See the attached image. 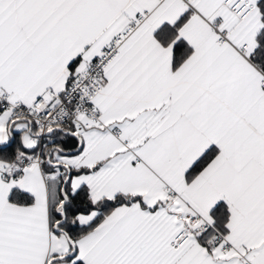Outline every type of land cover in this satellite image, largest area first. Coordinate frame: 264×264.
Listing matches in <instances>:
<instances>
[{
	"label": "snow or ice",
	"instance_id": "6c2138e0",
	"mask_svg": "<svg viewBox=\"0 0 264 264\" xmlns=\"http://www.w3.org/2000/svg\"><path fill=\"white\" fill-rule=\"evenodd\" d=\"M0 264H264V0H0Z\"/></svg>",
	"mask_w": 264,
	"mask_h": 264
}]
</instances>
